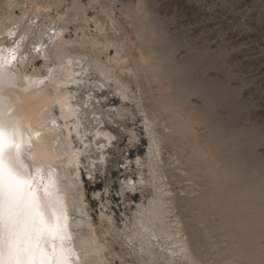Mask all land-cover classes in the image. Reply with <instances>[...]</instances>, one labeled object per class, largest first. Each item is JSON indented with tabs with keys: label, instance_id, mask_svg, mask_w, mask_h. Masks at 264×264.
<instances>
[{
	"label": "rangeland",
	"instance_id": "rangeland-1",
	"mask_svg": "<svg viewBox=\"0 0 264 264\" xmlns=\"http://www.w3.org/2000/svg\"><path fill=\"white\" fill-rule=\"evenodd\" d=\"M0 20L10 73L67 76L53 135L92 145L79 185L50 164L107 264H264V0H0Z\"/></svg>",
	"mask_w": 264,
	"mask_h": 264
},
{
	"label": "bare ground",
	"instance_id": "bare-ground-1",
	"mask_svg": "<svg viewBox=\"0 0 264 264\" xmlns=\"http://www.w3.org/2000/svg\"><path fill=\"white\" fill-rule=\"evenodd\" d=\"M17 21L15 20V22H17ZM1 24H3V23L0 22V28H2ZM5 28H3V30ZM28 28H30V27H27V31H28ZM9 29L10 28L7 27V29H5V30L9 31ZM3 32H0V45H2L0 47V128H2L3 131L7 134V136L11 137L15 141V143L19 145V159H20V163L23 164L24 168L26 169V171L31 176L36 177V183L40 184V185H43V184H48L49 181L53 182L52 183L53 195H52V198H51L50 207L47 208V210L45 211V218H46L48 224L52 228V233L49 234L48 231H45L44 238L41 240V243H40V248H39V250L36 251V257H37L38 264H39L40 259H50V258H53V257H55L56 259H60V260H62L64 262H66V264H107L106 259L104 258L103 255H101V251L102 250L100 248H97L96 245H94L95 242H96L95 241L96 239L93 240V239L90 238V236L89 237H87V235L85 236L82 233V231H80V230L77 231V229H76V231H75L74 230L75 228H73V224L71 223L72 222L71 218L70 219L67 218L66 212H68V209H70L71 206L68 208V206L66 204V208H68V209H67V211H65L64 200L62 199L63 197L61 195L64 194L65 192H67L65 190H68L69 188L65 187L67 185L61 186V184L59 182L58 183L60 185L58 187L57 182H56V178L53 176V174H54L53 172L57 171V168L53 167V165L50 164L52 161H58L59 164L62 163L63 164L62 166H63L64 169H62L63 171L61 170L62 171L61 175L63 173H65L64 171H66V173H67L70 170L71 166L74 167V164H77L76 162L78 161V158L83 153V151H87L88 150L87 148L92 145L91 143L90 144L86 143V140H82L83 146L85 148L80 147V146L79 147L73 146L70 140L63 141V142L59 143L58 142L59 139L57 138L59 132L57 133V137H55L53 135V133H56L55 131L60 130V129H57V128L55 130V127H58V123H60V122L57 121V119H56L57 117L56 116H55L56 117L55 120H56L57 123H55L54 120L51 119L50 116H52V115H49V112H50V109H53V108H50V107L53 106L55 103L59 104L58 106H60V109H61V116L63 115V116H65V118H66V116H70L73 113L72 112V106H74V105H71L70 101L67 99V96L64 93L65 89H64V91H63V88H62V90H59L60 87H62V85H65L67 83V76L58 77L59 75L58 76L54 75V73H53L54 71L52 73L49 72V74L51 73L50 75L48 74L49 75V79H50L49 82L52 84V86H53V88L55 90V93H56V95H53L54 92L52 94V93H50L49 89H47L49 86L47 88L45 87L46 82L39 83L38 82L39 80H38L37 81L38 85H35V82H36V79H37L36 78L37 75L35 76V75H33V73H22V74H19L20 76H18L17 73H13V72L10 73L9 71H12V70H10V69L8 70V66H9V61L8 60H11V56L13 57V55L15 57H17L16 56L17 53L16 54L14 53L13 55H10V59H9V56H8L7 57L8 60H6V57H5L4 53H5V51L8 52V50H7L8 48H7V45L5 46L3 44V40H5L8 37L4 35V33L6 34L7 32H4V33ZM60 32L61 31H59V33ZM2 33H3V35H2ZM2 37H6V38L5 39L4 38L1 39ZM18 37L20 38V36H18ZM60 43H62V42H60ZM68 43H70V42L68 41ZM68 43L65 42L66 45ZM47 45H49V44L47 43ZM63 45L64 44H61L59 49L57 48V46H55V48H57L58 51L61 52V49H63ZM3 46H5L6 49ZM13 47H14V45H13ZM4 49H5V51H3ZM51 49H52V47H51ZM16 50H15V52H16ZM64 51H62V53ZM10 52H13V51L9 50V53ZM49 52H50V50H49ZM56 52H57V50H56ZM9 53H8V55H9ZM46 53H48V51ZM59 54L56 55V56L59 57ZM60 55H62V54H60ZM52 58H53V56H52ZM48 59H49V57L47 58V60ZM67 59H68V61H70L69 58H67ZM89 59H90V57H89ZM96 61H97V59H96ZM48 62H50V60ZM52 62H53V60H52ZM97 63H98V61H97ZM102 64H103V62H102ZM68 65L69 64L63 65V63H62L63 67H61V68H63V70H65L66 67L68 68ZM56 67L57 66H55V68ZM70 68H71V66H70ZM16 69H17V67H16ZM48 70H51V69H48ZM48 70H47V72H48ZM52 70H54V69H52ZM57 70H58V68H57ZM104 70L106 71V69H104ZM251 71H252L253 75L257 76V79H258V77H263L264 78V61H260L256 65L255 69L251 70ZM17 72L19 73V71H17ZM63 72H62V75H63ZM67 72L69 73L71 71H67ZM47 79H48V77H47ZM69 79L71 80L72 78H69ZM50 83H49V85H50ZM81 84H82V82H81ZM73 96L74 95H72V97ZM85 106H86V104H85ZM53 111L51 110V112H53ZM94 116H96V115H94ZM91 119H93V118H91ZM68 125L65 124L64 126H68ZM74 125H75V123H74ZM59 127H60V125H59ZM68 128H69V126H68ZM68 128L66 127L65 129H68ZM70 131H72L71 128H70ZM98 133H97L98 135H102V136L106 137L108 139V142L112 141V139H114L113 138L114 135L108 130H98ZM59 136H60V139H61L62 138L61 134H59ZM57 142L59 143V145L57 144ZM150 147H151V145H150ZM13 152H15V149H13ZM102 159H105V158H102ZM91 160H93V159H91ZM96 160H98V158ZM93 161L95 162V160H93ZM105 161H106V159H105ZM105 161L103 160V162H105ZM4 162L8 163L7 151L5 152ZM45 163H47L46 165H48V163H49V165L50 166L52 165V167L48 166L47 167L48 169H47L46 166L44 165ZM37 169L40 170L39 176L37 175ZM65 169H67V170H65ZM76 170L78 171V169H76ZM57 173L60 174V172H57ZM77 173L80 174V172H77ZM67 174H65L66 177L68 178L66 180L70 182L69 186H71V183H73L74 181L72 180L73 181L72 182L71 179L69 180V178L71 176L69 177V176H67ZM74 174H76V173H74ZM79 174H77V175H79ZM57 175H56V177L59 176V175L58 176ZM61 175L59 177H61ZM74 176H76V175H74ZM41 177H42V179H41ZM64 177L65 176H63V179H61V180H65ZM76 180H77V178H76ZM77 182H80V181H77ZM66 184H69V183H66ZM74 184L75 183H73L72 185H74ZM75 185H79V184H75ZM60 186L66 188V189H64L65 192H62L63 189H61ZM73 187H75V186H73ZM71 189L72 188H70L69 190H71ZM40 191H41V194H42V192H43L42 187H41ZM59 191H61L62 194H60ZM69 193H67V195L66 194L65 195L68 196ZM72 193H73V191H72ZM66 199H70V197L68 196ZM76 199H75V201H77ZM68 201L70 202L71 199L68 200ZM70 203H68V205H70ZM83 209L84 208H82V210ZM69 215H70V213L68 214V216ZM78 216H80V215H78ZM73 218H76V217H73ZM77 222L80 223V221H78V220H77ZM79 229H80V226H79ZM83 230H86V229L83 228ZM91 236H92V234H91ZM53 246H55V252H53ZM97 246H98V244H97Z\"/></svg>",
	"mask_w": 264,
	"mask_h": 264
},
{
	"label": "snow or ice",
	"instance_id": "snow-or-ice-1",
	"mask_svg": "<svg viewBox=\"0 0 264 264\" xmlns=\"http://www.w3.org/2000/svg\"><path fill=\"white\" fill-rule=\"evenodd\" d=\"M6 151L8 163L4 162ZM52 183H36V177L20 163L19 145L0 128V264H38L36 251L45 231L52 233L45 218L53 195ZM39 264L66 262L53 257L40 259Z\"/></svg>",
	"mask_w": 264,
	"mask_h": 264
}]
</instances>
